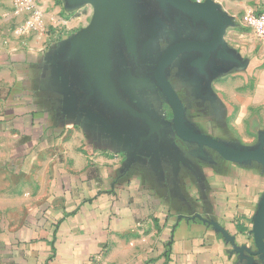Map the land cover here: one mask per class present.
<instances>
[{
  "label": "crops",
  "instance_id": "obj_1",
  "mask_svg": "<svg viewBox=\"0 0 264 264\" xmlns=\"http://www.w3.org/2000/svg\"><path fill=\"white\" fill-rule=\"evenodd\" d=\"M14 1L0 0V264H239L224 236L196 216L253 245L264 168L222 158L180 180L185 157L178 168L162 160L124 171L127 155L60 119L43 82L48 53L75 33L72 11L64 0H35L44 29L18 35L12 28L30 15L13 16ZM217 1L236 21L226 40L249 65L213 81L216 112L189 119L216 138L255 145L264 130V39L244 15L264 12V0ZM163 161L175 184L157 181Z\"/></svg>",
  "mask_w": 264,
  "mask_h": 264
},
{
  "label": "water",
  "instance_id": "obj_2",
  "mask_svg": "<svg viewBox=\"0 0 264 264\" xmlns=\"http://www.w3.org/2000/svg\"><path fill=\"white\" fill-rule=\"evenodd\" d=\"M74 11L93 8L90 23L63 39L47 55L51 68V86H57L63 98L64 118L81 123V118L99 124L127 155L126 168L134 163L140 150L152 156L156 168L162 160L176 167L186 163L176 141L198 147L194 156L212 161L207 149L226 161L264 168V130L258 143L244 145L202 132L188 118V109L176 87L195 86L212 93L215 79L233 70L247 69L249 62L226 40L227 31L236 26L235 17L217 0H64ZM172 25V26H171ZM172 40L162 47L168 31ZM177 68L180 83L170 75ZM158 87L173 113L172 120L156 119L136 93L137 88ZM144 106H143V105ZM143 109V110H142ZM146 111H145V110ZM152 112V111H151ZM133 149V150H132ZM135 151V152H133ZM141 152V151H140ZM196 217L212 225L232 246L239 264H264V194L253 217V245L239 244L216 219ZM195 217V218H196Z\"/></svg>",
  "mask_w": 264,
  "mask_h": 264
},
{
  "label": "flooded vegetation",
  "instance_id": "obj_3",
  "mask_svg": "<svg viewBox=\"0 0 264 264\" xmlns=\"http://www.w3.org/2000/svg\"><path fill=\"white\" fill-rule=\"evenodd\" d=\"M203 1V0H202ZM87 26V25H86ZM172 26V25H171ZM169 26V30H166V34L163 35V40L161 42L162 47H166L170 40L169 32L171 31ZM83 28V27H82ZM169 39V41H167ZM48 71L46 78L44 79V83L46 85V88L48 89V92L50 94V100L56 104V109H57V116L59 118H64L62 115L61 111V99L63 96L57 92V86H51V68L48 64ZM178 69L173 68L171 75H170V80L172 83H178L180 82L179 78L176 76ZM176 90L178 91L180 97L183 99L185 105L187 106L188 109V118H191V114L193 112L199 111L200 113H206L207 111L210 112H216L215 110V99L212 96L210 92H205L202 93L206 99L203 101L202 99H198L196 94L200 93L195 86H177ZM139 97L144 100L143 103L146 105L150 106L151 111H149L154 118L156 119H165V120H172L173 118V113L171 108L166 104L164 98L161 95L160 90H158V87L156 86L155 88L152 87H146L142 89L137 88L136 92ZM144 104V105H145ZM143 105V104H142ZM143 105V106H144ZM143 110V109H142ZM145 110V109H144ZM146 111V110H145ZM199 113V114H200ZM67 118V117H66ZM80 125L86 129V134L89 136V138L92 139L93 142L97 144H103V145H109V146H114L116 148L120 147L123 148L125 147V142H119L118 140L114 139V136L112 135L111 132H108L106 129L102 128L99 124H93L91 121L85 119V116L81 118V123ZM170 137L174 139L179 146L181 150V154L184 156V158H189L190 163L188 166H185L184 164L181 163L180 167V174H178V179L181 180L184 179V177L188 175H194V167L196 164H209L208 159L201 158L200 156H194L191 154V152L198 153V147L197 145L194 144H188L181 140L178 136H176L175 133H170ZM133 150V149H132ZM141 151V152H140ZM138 153L137 158L134 159V163L131 165V167L128 169L126 168L124 171H131L134 168L137 167H147L150 168L151 166V159L152 156H148L146 153L147 151L140 150ZM209 152L210 158H212V161L214 163L219 164L223 159L213 150L207 149ZM135 152V151H133ZM165 160V159H164ZM165 162V163H164ZM164 169L166 171L165 176H160V174L155 173V177L157 181L160 183H168V184H175L177 180L176 173L173 169V165H171L169 162L163 161ZM173 166V167H172ZM174 188L172 187V190Z\"/></svg>",
  "mask_w": 264,
  "mask_h": 264
},
{
  "label": "built area",
  "instance_id": "obj_4",
  "mask_svg": "<svg viewBox=\"0 0 264 264\" xmlns=\"http://www.w3.org/2000/svg\"><path fill=\"white\" fill-rule=\"evenodd\" d=\"M24 12L29 13L30 16L23 23L14 26L12 32L18 35L41 32V30L44 29V14L35 0L14 1L12 15L18 16ZM244 21L247 27L257 37L264 39V12H257L255 9H249L244 15Z\"/></svg>",
  "mask_w": 264,
  "mask_h": 264
},
{
  "label": "rangeland",
  "instance_id": "obj_5",
  "mask_svg": "<svg viewBox=\"0 0 264 264\" xmlns=\"http://www.w3.org/2000/svg\"><path fill=\"white\" fill-rule=\"evenodd\" d=\"M71 16L77 22L76 26L71 29V32L74 33L90 23L93 17V8L90 5L83 6L80 9L72 11ZM219 134H222V131H219Z\"/></svg>",
  "mask_w": 264,
  "mask_h": 264
}]
</instances>
